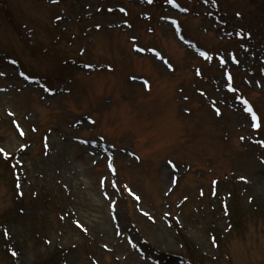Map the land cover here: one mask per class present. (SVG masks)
Masks as SVG:
<instances>
[{"label":"rangeland","instance_id":"374dc122","mask_svg":"<svg viewBox=\"0 0 264 264\" xmlns=\"http://www.w3.org/2000/svg\"><path fill=\"white\" fill-rule=\"evenodd\" d=\"M262 16L0 0V264H264Z\"/></svg>","mask_w":264,"mask_h":264},{"label":"trees","instance_id":"16d2710c","mask_svg":"<svg viewBox=\"0 0 264 264\" xmlns=\"http://www.w3.org/2000/svg\"><path fill=\"white\" fill-rule=\"evenodd\" d=\"M256 18V17H255ZM261 18H264L263 16L261 17ZM261 24H262V26H259L263 31H264V23L263 22H261ZM238 30H237V32H236V34H234L233 35V38L231 39L232 41H234V42H237V43H240V42H244V41H248L249 42V45H250V43L252 42L251 40H255L254 39V37H256V34H253L251 31H249V30H241V28H237ZM240 30H241V32H242V34H240V35H238V33L240 32ZM260 36V35H259ZM264 41V40H263ZM261 42V40L259 39V42L257 43L258 45L256 46V48H257V51H259V45L261 44L260 43ZM250 46H252V45H250ZM263 47V50H261L262 52H261V54L260 55H264V46H262ZM259 54V53H258ZM229 95L230 96H235V93H229ZM262 125L261 126H259L260 128L259 129H255L254 131H256V132H258V133H260L263 129H264V118L262 119V123H261ZM263 142V147H264V141H262ZM260 148H262V147H260ZM263 150H264V148H263ZM5 162H6V165L8 166L7 167V169H9V167L11 168V163H12V161H13V158H9V159H6V160H4ZM36 199V198H35ZM34 199V200H35ZM39 199V198H38ZM56 214H61L60 213V209H57L56 210ZM193 264H196L195 262H192Z\"/></svg>","mask_w":264,"mask_h":264},{"label":"snow or ice","instance_id":"6c2138e0","mask_svg":"<svg viewBox=\"0 0 264 264\" xmlns=\"http://www.w3.org/2000/svg\"><path fill=\"white\" fill-rule=\"evenodd\" d=\"M206 2H207V0H206ZM212 3L215 4V0H212ZM238 35H239V33H238ZM200 55H201V56H206V54H205L204 52H201ZM206 58L211 59V57H206ZM197 74H199V72H198ZM0 75H3V73H0ZM229 79H231V77H229ZM229 87H230V90H232V89H231V86H229ZM244 103L247 104V101H244ZM245 110H246L247 112H249V113L252 114V120H253L254 122L258 120V118H257V116L255 115V113L252 112V108H251V107H247ZM216 113L219 114V109H216ZM252 127H254V128H258V127H259V123H258V122L253 123V124H252ZM22 134H23V133H21V135H22ZM0 151H3V150L0 149ZM170 163H171V162H169V164H170ZM242 179H243V178H242ZM172 182H175V178H172ZM144 215L147 216L148 213L145 212ZM76 223H77L78 226H80V225H79V222H76ZM85 231H86V229H85ZM5 235H7V232H5ZM12 255L15 256L16 253L13 252Z\"/></svg>","mask_w":264,"mask_h":264}]
</instances>
